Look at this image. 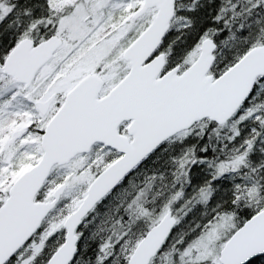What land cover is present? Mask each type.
<instances>
[{
  "label": "snow or ice",
  "instance_id": "1",
  "mask_svg": "<svg viewBox=\"0 0 264 264\" xmlns=\"http://www.w3.org/2000/svg\"><path fill=\"white\" fill-rule=\"evenodd\" d=\"M0 264H264V0H0Z\"/></svg>",
  "mask_w": 264,
  "mask_h": 264
}]
</instances>
